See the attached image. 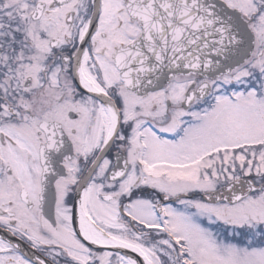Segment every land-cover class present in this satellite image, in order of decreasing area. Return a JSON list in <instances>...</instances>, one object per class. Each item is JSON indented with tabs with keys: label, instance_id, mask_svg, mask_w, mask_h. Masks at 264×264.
Here are the masks:
<instances>
[{
	"label": "snow or ice",
	"instance_id": "snow-or-ice-1",
	"mask_svg": "<svg viewBox=\"0 0 264 264\" xmlns=\"http://www.w3.org/2000/svg\"><path fill=\"white\" fill-rule=\"evenodd\" d=\"M0 264H264V0H0Z\"/></svg>",
	"mask_w": 264,
	"mask_h": 264
}]
</instances>
